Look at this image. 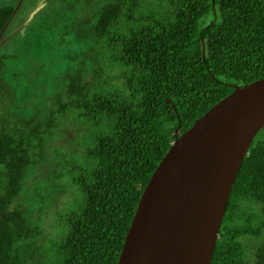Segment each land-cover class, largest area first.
Returning <instances> with one entry per match:
<instances>
[{
  "label": "trees",
  "instance_id": "obj_1",
  "mask_svg": "<svg viewBox=\"0 0 264 264\" xmlns=\"http://www.w3.org/2000/svg\"><path fill=\"white\" fill-rule=\"evenodd\" d=\"M14 7L0 6V31L9 20L0 39L23 11L12 13ZM92 29L93 44L79 54L90 66L81 62L64 73L42 120L27 133L0 130V264H22L18 247H34L28 241L37 226L12 206L31 136L40 147V133L67 119L86 126L80 142L87 162L66 172L77 191L75 207L58 215L60 236L42 250L50 264H115L174 130H186L234 86L264 77V0H109ZM4 49L0 89L5 61L15 57ZM243 236L264 238V127L236 173L209 264H250Z\"/></svg>",
  "mask_w": 264,
  "mask_h": 264
},
{
  "label": "rangeland",
  "instance_id": "obj_2",
  "mask_svg": "<svg viewBox=\"0 0 264 264\" xmlns=\"http://www.w3.org/2000/svg\"><path fill=\"white\" fill-rule=\"evenodd\" d=\"M107 1L24 0V11L18 15L17 21H13L12 31L7 38L0 39V47L4 46V50L15 54V57H7L6 73L2 76L1 131L19 133L23 129L27 133L30 126L42 120L48 111L49 99L64 84V73L76 70V65L84 58L79 54L84 55L83 51L93 44L92 26L100 6ZM20 2L0 0V6ZM69 24L72 25V28L69 26L71 30L67 28ZM65 31L68 34H64ZM61 39L73 45L70 48L66 44L51 46V41L58 43ZM82 63L91 64L90 61ZM30 120L33 121L27 126ZM65 121L62 126L40 133V147L39 140L32 136L30 145L25 147L28 164L24 169L21 190L12 206L26 211L37 231L28 241L34 247H18L22 264H50L48 254L42 250L46 249L50 238L60 236L58 215L75 207L77 191L72 186L71 174L66 172L87 162L88 157L83 153L80 142L86 126L73 119ZM252 209L262 215L259 205H252ZM241 241L246 261L264 264V238L243 236Z\"/></svg>",
  "mask_w": 264,
  "mask_h": 264
},
{
  "label": "water",
  "instance_id": "obj_3",
  "mask_svg": "<svg viewBox=\"0 0 264 264\" xmlns=\"http://www.w3.org/2000/svg\"><path fill=\"white\" fill-rule=\"evenodd\" d=\"M263 127L264 77L234 86L186 130L176 128L115 264H209L236 173Z\"/></svg>",
  "mask_w": 264,
  "mask_h": 264
},
{
  "label": "clouds",
  "instance_id": "obj_4",
  "mask_svg": "<svg viewBox=\"0 0 264 264\" xmlns=\"http://www.w3.org/2000/svg\"><path fill=\"white\" fill-rule=\"evenodd\" d=\"M25 1H27V0H25ZM23 2H24V0H21L20 4H14L15 7H14V11H13V13L20 9V7L22 6V3H23ZM43 4H44V3H43ZM15 9H16V10H15ZM23 11H24V10H23ZM14 21H16V19H15ZM8 22H9V20L7 21V23L5 24V26L3 27V29L0 31V33H1L2 31H4V29H5V27L7 26ZM12 23H13V21L10 22V25H9L10 28H11V26H12Z\"/></svg>",
  "mask_w": 264,
  "mask_h": 264
}]
</instances>
